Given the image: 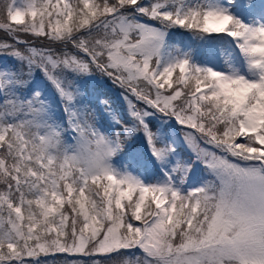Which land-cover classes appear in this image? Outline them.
<instances>
[{"label": "snow or ice", "instance_id": "6c2138e0", "mask_svg": "<svg viewBox=\"0 0 264 264\" xmlns=\"http://www.w3.org/2000/svg\"><path fill=\"white\" fill-rule=\"evenodd\" d=\"M0 33V264H264V0H0Z\"/></svg>", "mask_w": 264, "mask_h": 264}, {"label": "trees", "instance_id": "16d2710c", "mask_svg": "<svg viewBox=\"0 0 264 264\" xmlns=\"http://www.w3.org/2000/svg\"><path fill=\"white\" fill-rule=\"evenodd\" d=\"M0 38H3V33H0ZM83 89L86 93L90 96L93 102L96 101L97 98L99 99H107L112 104V106L119 110H123L126 106L125 102L120 98L119 94L122 91L121 89L115 88L108 85H102L97 82H91L89 80H85L83 82ZM179 128L178 126H176ZM143 148V141L142 139L133 143L130 147V150L142 149ZM61 255V254H60ZM57 261L63 262L64 260H72V259H85L83 257H75V256H68V255H61L55 258Z\"/></svg>", "mask_w": 264, "mask_h": 264}, {"label": "rangeland", "instance_id": "374dc122", "mask_svg": "<svg viewBox=\"0 0 264 264\" xmlns=\"http://www.w3.org/2000/svg\"><path fill=\"white\" fill-rule=\"evenodd\" d=\"M89 81H91V80H89ZM91 82H95V81H91ZM178 127H180L179 125H177ZM68 256H70V255H68Z\"/></svg>", "mask_w": 264, "mask_h": 264}]
</instances>
